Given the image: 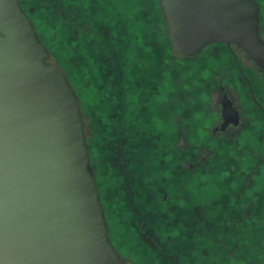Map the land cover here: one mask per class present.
Wrapping results in <instances>:
<instances>
[{"label": "rangeland", "instance_id": "obj_1", "mask_svg": "<svg viewBox=\"0 0 264 264\" xmlns=\"http://www.w3.org/2000/svg\"><path fill=\"white\" fill-rule=\"evenodd\" d=\"M19 2L48 61L60 65L77 91L86 81L88 109L79 92L76 99L90 171L99 193L107 185L112 195L114 210L106 204L105 223L116 252L128 264H264V119L226 68L224 47L210 44L193 57L174 54L155 0H104L98 8L87 0ZM236 52L264 104V72ZM112 62H125L132 80L142 83L131 107L136 156L129 108L114 97L117 88L129 93V75L122 67L117 85ZM150 74L160 92L151 116L152 91L143 87ZM216 84L243 116L242 128L222 135L212 133L223 94ZM143 151L148 176L140 167Z\"/></svg>", "mask_w": 264, "mask_h": 264}, {"label": "water", "instance_id": "obj_2", "mask_svg": "<svg viewBox=\"0 0 264 264\" xmlns=\"http://www.w3.org/2000/svg\"><path fill=\"white\" fill-rule=\"evenodd\" d=\"M161 4L176 55L233 44L264 69L254 0ZM48 57L19 1L0 0V264H125L107 237L78 101ZM223 119L215 133L237 121L229 102Z\"/></svg>", "mask_w": 264, "mask_h": 264}, {"label": "flooded vegetation", "instance_id": "obj_3", "mask_svg": "<svg viewBox=\"0 0 264 264\" xmlns=\"http://www.w3.org/2000/svg\"><path fill=\"white\" fill-rule=\"evenodd\" d=\"M19 1V0H18ZM88 2H90V6L89 7H94V8H98V7H103V6H101V4H100V2H104V0H87ZM257 4H258V6H259V37H260V39L264 42V0H254ZM97 2V3H96ZM155 2H157L158 3V6H159V13H160V16H161V18L162 19H164V26H165V24H167V20H166V17H165V13H164V10H163V7H162V4H161V0L159 1V0H155ZM19 4H20V2H19ZM21 7V9H22V11L27 15V13H26V11L23 9V7L22 6H20ZM163 13V14H162ZM27 17H28V15H27ZM114 17V16H113ZM112 17V18H113ZM115 18V17H114ZM146 27H147V25H146ZM165 29V31H166V27L164 28ZM35 30V29H34ZM167 30H168V25H167ZM37 36V35H36ZM38 38V37H37ZM38 41L40 42V40L38 39ZM43 45V44H42ZM220 45H222L223 47H224V50L226 51V57H228V62H226V68H229V69H232L235 73H236V75H237V79L242 83V84H244V86L246 87V90H247V94H248V97H249V103L250 104H252L255 108H256V111H257V113H258V115L259 116H261L263 119H264V113L262 112V109L264 110V104L262 103V101L260 100V99H258L257 98V96H256V94H255V88L257 87L255 84H254V82L246 75V73H245V70L246 69H248L247 67H245L244 65H243V61L240 59V57L238 56V53L236 52L237 50L238 51H241L242 53H244L245 55H246V53L241 49V48H239L238 46H236V45H233V44H231L229 47H227L226 45H224V44H220ZM43 47L45 48V46L43 45ZM172 48V47H171ZM45 50L47 51V49L45 48ZM202 52V51H201ZM200 52V53H201ZM174 53V52H173ZM175 54V53H174ZM48 56H49V54H48ZM97 56H99V54L97 53ZM247 56V55H246ZM248 57V56H247ZM49 58H50V56L48 57V59L45 61V63L46 64H52V65H54L55 67H57L59 70H61L62 72H63V74H64V76H65V79H66V81H67V83H68V85H69V87L71 88V90H72V92H73V94L75 95V97L78 95V92H79V94H80V99H81V103H82V101H83V105L85 106V108L87 107V105H86V103H89L88 101H89V98H88V95H89V92H88V89H87V87H86V85H85V82H84V80L85 79H81L82 81H81V83H80V88H78V91L75 89V88H73L72 86H71V84H70V80H68V76H67V74H65V72L60 68V65H56V64H54V63H52V62H49L48 60H49ZM250 60V59H249ZM96 62H97V60H96ZM250 62H252L251 60H250ZM253 63V62H252ZM100 66V68H101V65H99ZM108 66H109V64H108ZM111 66L113 67V69H114V72H115V76H116V83H117V85H118V83H120V76H121V74H120V71H121V68L123 67L124 68V72L125 73H127V71H126V69L125 68H127V65H125V62H112V64H111ZM257 69H258V71L259 70H261V72H264V69H259L258 67H257ZM100 70H102V72H104V70H103V68H101ZM101 72V73H102ZM148 72L150 73L151 72V70H148ZM148 73V74H149ZM128 74V73H127ZM129 75V83H128V89H129V93L128 92H122V91H120V89H118L117 88V90H114L115 91V93H114V97L116 98V99H119L118 100V103L121 105L122 104V106L124 105V106H126L127 105V108H129V116H128V125L127 126H129V124L134 120L133 118H132V112H131V107L132 106H134V104L136 103V94H137V92L140 90L139 88H141L142 87V83L140 84L139 82L137 83L136 82V79H134V80H132V78H131V76H130V74H128ZM99 77H101L100 75H99ZM155 76H153V75H147V78L145 77V79L143 80V82H144V84H143V87H146L149 91H152L151 92V97H150V99L148 100V102L146 103V107H149V115L151 116L152 115V113H154V112H158L157 110H158V108H157V104H158V98H160V92L158 91L159 89H158V87H157V84H158V80L157 79H155L154 78ZM84 78H86V75H85V77ZM132 81H134V82H132ZM249 85H250V87H251V89H252V92H253V95H254V97H255V100H256V102H257V104H255L254 102H253V100H252V97H251V94H250V90H249ZM76 87V86H75ZM135 88H137V92L135 93ZM214 90H215V92H219L220 93V91L221 92H223V94H222V97H221V99H220V101H219V104H220V106H221V108H220V112L218 113V119H217V125H215V127L212 129V133H213V135H222V134H226L227 132H228V130L229 129H232V128H238V127H240V128H242V125H243V116H242V114L240 113V108H239V106H234L233 105V102L231 101V100H229V98H228V96H229V94H228V92L223 88V87H218V85L216 84L215 86H214ZM212 93H210L209 95H211ZM124 96V97H123ZM226 102H229V106H230V108L232 109V111L233 112H235L236 113V119L235 120H237L235 123L234 122H228L227 123V125H226V127H225V130L223 131V132H217V133H215L214 131H215V129H217V128H219V126L221 125V124H223L224 122H225V120L223 119V112H224V106H225V104H226ZM151 104V105H150ZM86 109H88V108H86ZM147 117V116H146ZM146 119V118H145ZM231 120V119H230ZM147 121V120H146ZM132 124V123H131ZM130 124V126H132ZM147 128V127H146ZM128 129H130V131H131V139H132V144H131V147H132V152H133V155H135L136 156V154H135V152L137 153V151H138V147H139V141H138V138H137V136H135V127L134 126H132L131 128H129L128 127ZM143 135H148V134H144L143 133ZM146 144L149 146V143L148 142H146ZM146 148H148V147H146ZM147 151V150H146ZM146 151H143V158H144V161H142L141 163H143L142 165H140V167L143 169L142 171L144 172V173H146L147 174V176L148 175H150L149 173H148V169H149V165L147 164V160L145 159L146 158V155H145V153H146ZM99 156V155H98ZM89 157V156H88ZM138 157V156H137ZM98 158V157H97ZM162 161H159V164H162L161 163ZM96 164H97V166L100 164V163H98L97 161H96ZM164 164H162V166H163ZM88 167H89V160H88ZM192 168H194L193 170H192V172L195 170V166H191ZM89 171H90V167H89ZM190 172V171H189ZM189 172H187V174L189 173ZM90 173H91V171H90ZM191 173V172H190ZM100 174H102L104 177H105V173L103 172V171H101L100 172ZM91 175H92V173H91ZM186 175V174H185ZM95 179V178H94ZM99 180H101L100 178H99ZM95 182H96V186H97V189H98V198H99V196L101 197L100 199H103V201H104V204H103V207H101V209H102V213H103V218H104V220L106 221V219H105V208H106V204H107V206L109 207V209L111 210V213L113 214V210H114V206H113V201H112V199L110 198V196H112L109 192H108V190H107V185H105L104 187L103 186H101L100 185V187H101V194H102V196H101V194L99 193V190H100V188H99V183H98V181H96L95 180ZM100 194V195H99ZM100 202V201H99ZM101 206V205H100ZM197 208V207H196ZM198 209V208H197ZM106 224V223H105ZM111 244V243H110ZM113 247V246H112ZM114 249V248H113ZM115 250V249H114ZM116 251V250H115ZM119 256L121 257V258H125V260H126V262H125V264H128L129 262H130V259L128 258V257H124V256H122V255H120L119 254Z\"/></svg>", "mask_w": 264, "mask_h": 264}, {"label": "trees", "instance_id": "obj_4", "mask_svg": "<svg viewBox=\"0 0 264 264\" xmlns=\"http://www.w3.org/2000/svg\"><path fill=\"white\" fill-rule=\"evenodd\" d=\"M21 6V5H20ZM27 15H28V13H27ZM28 18H29V20H30V22L32 23V20H31V17L28 15ZM35 29V28H34ZM36 35H37V33H36ZM106 209H107V207H106Z\"/></svg>", "mask_w": 264, "mask_h": 264}]
</instances>
